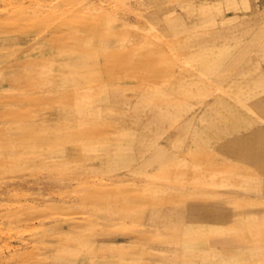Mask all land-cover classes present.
I'll list each match as a JSON object with an SVG mask.
<instances>
[{
  "label": "rangeland",
  "instance_id": "374dc122",
  "mask_svg": "<svg viewBox=\"0 0 264 264\" xmlns=\"http://www.w3.org/2000/svg\"><path fill=\"white\" fill-rule=\"evenodd\" d=\"M0 264H264V0H0Z\"/></svg>",
  "mask_w": 264,
  "mask_h": 264
}]
</instances>
